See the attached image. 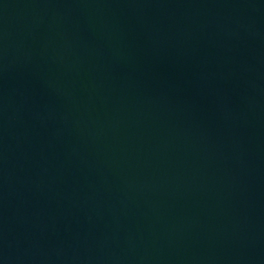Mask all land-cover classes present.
<instances>
[{"label":"water","instance_id":"water-1","mask_svg":"<svg viewBox=\"0 0 264 264\" xmlns=\"http://www.w3.org/2000/svg\"><path fill=\"white\" fill-rule=\"evenodd\" d=\"M0 264H264V0H0Z\"/></svg>","mask_w":264,"mask_h":264}]
</instances>
